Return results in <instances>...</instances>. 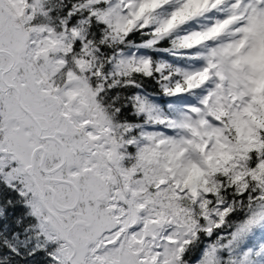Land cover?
I'll return each instance as SVG.
<instances>
[{
  "label": "snow or ice",
  "instance_id": "6c2138e0",
  "mask_svg": "<svg viewBox=\"0 0 264 264\" xmlns=\"http://www.w3.org/2000/svg\"><path fill=\"white\" fill-rule=\"evenodd\" d=\"M0 264H264V0H0Z\"/></svg>",
  "mask_w": 264,
  "mask_h": 264
}]
</instances>
